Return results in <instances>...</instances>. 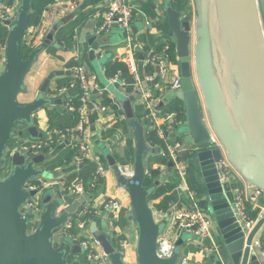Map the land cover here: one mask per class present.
I'll return each mask as SVG.
<instances>
[{"label":"water","instance_id":"95a60500","mask_svg":"<svg viewBox=\"0 0 264 264\" xmlns=\"http://www.w3.org/2000/svg\"><path fill=\"white\" fill-rule=\"evenodd\" d=\"M215 2L219 25L227 38L231 74L242 87L264 140V32L257 0ZM32 4L33 0H20L14 18L4 21L8 34L5 41L4 69L0 71V264H84L79 256L83 251L80 245L73 243L69 237H63L58 242L55 239L56 234L75 213L76 203L66 204L70 201L69 195L56 197L55 194L59 192L57 187L47 191L26 187L29 182L48 176V172L39 167L46 161L47 156L44 153H34L33 148L25 152L19 149L13 151L14 146L9 144L10 140L21 137L24 130L33 138H41L43 134L35 124L34 115L46 106L63 103L61 98L55 99L46 95L47 83L31 101L22 102L19 96L26 92L25 79L40 54L49 49L57 30L74 18L77 11L57 21L43 42L29 55L22 57L21 43L28 32ZM165 11L169 21L168 36L175 42L179 58L181 88L177 97L182 99L185 106L186 124L181 128L187 138L182 157L189 155L200 171L212 214L222 237V244L219 246L224 262L260 264L259 255L251 246L263 219L246 233L234 214L233 187L236 185L230 181L222 183L220 180L217 163L222 158V152L215 146L206 125L194 86L190 23L169 2L165 4ZM89 43V55L93 59L104 39L93 37ZM118 97L122 100L123 110L133 127V175L124 176L120 166L112 159L110 168L117 174L119 185L130 195L127 220L134 222L137 228V264H179L187 238L180 237L175 242L169 257H160L157 252L158 238L168 224L169 217L157 219L150 203V197L157 186L168 179V176L163 175L151 185H146L147 159L154 149L146 140L145 127L135 117L132 105L134 95L121 94ZM118 107V104L114 105V109ZM176 135L177 133H171V136ZM169 166L173 168L172 161ZM2 171L7 173L2 175ZM37 194L41 196V210L35 216L33 209L26 205ZM79 200H89V195L84 193ZM82 202H77V207ZM35 220V229L28 233ZM96 237L108 254L111 264H127L123 242L117 248L105 233L96 231ZM71 255L73 259L69 261L68 256ZM206 257L209 258L208 255Z\"/></svg>","mask_w":264,"mask_h":264},{"label":"crops","instance_id":"0c3cea01","mask_svg":"<svg viewBox=\"0 0 264 264\" xmlns=\"http://www.w3.org/2000/svg\"><path fill=\"white\" fill-rule=\"evenodd\" d=\"M66 1L67 0H55L50 8L52 9V7L55 6L60 9ZM109 1L110 0H78L76 11L77 14H83V17L74 29V47L70 48L64 41H58L56 37L57 33H55L54 41L49 49H54L56 53L53 55L48 49L40 54L25 79L27 90L25 93L20 94V101L22 95L26 97L22 102L33 100L41 87L47 83L46 95L55 99L61 98L64 103L67 99V95L63 93L56 95L57 92L55 91L57 88V80L67 74L69 69L66 64L71 60L81 62L86 66L89 72H94L96 74L100 86H107L108 77L105 74L106 61L110 59L114 61H123V56L128 46L127 38L129 33L120 25L114 23L109 27L108 32L97 35V26L103 21ZM130 2L134 7L138 6L137 0H130ZM152 2L155 5V13L158 16L152 18L146 14L144 15V13H141V16L139 14L134 15L130 29L132 44L136 46L137 50L136 58L139 74L142 79V86L156 97V107L158 110L171 112L169 107L171 102L177 98V91L172 90L169 84L174 73H177L179 66L174 64L170 71H164L163 68L152 67L145 61V54L148 48L159 46L161 45L160 43L164 42V44H169V39L165 38L163 32L158 27L160 21L164 22L168 19L165 11V4L169 1L152 0ZM3 3L13 5L16 11L20 5V0H0V4ZM257 3L264 32V12L261 9L260 0H257ZM190 8L192 16L190 19L185 20L190 23L191 68L200 108L215 146L220 148L222 157L228 159L230 163L232 174L230 182L236 185L233 187L234 195H236L240 189L243 190L246 198V206L253 215L259 216L260 213L264 212V140L244 95V91L231 74V61L227 38L219 25L215 0H191ZM70 13L73 12H68L65 16ZM77 14L71 20L75 19ZM182 18L184 19V15H182ZM60 20L61 19H57L55 16H48L44 21V26L50 31L53 25ZM26 35L34 48L41 44L44 39L42 35L37 33V29L32 27L28 28ZM166 35L168 36V33ZM93 37H102L104 43L100 44L95 57L91 59L89 55L91 49L89 41ZM168 38L175 43L171 37L168 36ZM146 46L149 47L146 48ZM116 58L118 60H116ZM176 59L179 60L178 56H176ZM173 62L177 64V62ZM108 88L111 90L110 97H112L114 104L119 105L117 108L118 114L113 113L112 109L108 112H95L94 114H89V109L86 106L81 107L80 111L81 114L89 116L85 134L92 153V157L88 163L94 164V167L96 165L95 160H100L107 168L110 167V159L114 160L116 164H121L120 162L129 160L131 155V150L128 148L129 140H132V155L134 154L135 142L133 127L126 117L123 110V102L116 92L126 96L127 94L119 85H108ZM92 94L91 98L93 100L104 104L103 97L96 89L93 90ZM133 94L134 97H136L132 102L134 108L135 105L138 104L137 96L139 94V89L134 91ZM63 103L61 105L53 104L46 106L34 115L35 124L43 134L41 138H33L24 130V134L21 137L14 139V145L12 146H14V148L17 146L18 148L19 145L32 144L38 139H45L51 136L53 131L50 130L48 111L54 107L63 109ZM69 111L73 112L74 110L69 109ZM117 121L121 124L120 127L110 132L112 133L111 136H106L105 133L108 129H111V126ZM185 124L184 106V117L180 123L175 124L176 131L174 133H177V135L172 136L174 140H176V137L179 138L178 130ZM185 135L187 134H184L183 137L187 138ZM182 140L183 142L181 143L184 147L186 140ZM70 143V139H65L64 141L57 142L52 148H49L47 153L43 152L47 156L46 161L39 167H43L44 170L48 172V176L46 178H37L33 183L40 184L45 191L57 187L59 192L55 194L56 197L69 195L70 201L66 202V204L76 203V211L71 216L73 218L72 221L74 225H77L78 220H86L85 235L96 237V231L105 233L117 248L120 247V243H122V241H119L118 237H125V261L127 264H137V228L135 223L126 219V221L120 224V214L116 216L115 212L113 213L103 208V204L109 199H117L121 202L124 213L130 210L131 201L129 192L119 185L118 176L115 171L109 168L104 178L98 177V179H103V186L97 188V190L90 188V191L87 192L89 200H79L81 197L68 194L67 191L59 185L58 181L59 179L68 177L72 180L77 179L84 182L80 179V175L87 169V166L84 169L85 165L81 164L79 166L71 162L69 164H57L53 166V168L50 166L48 167V165H52L54 160L62 158L69 151ZM157 152L156 149L151 151L147 159V168L150 163L151 166L160 164L156 162L158 158ZM34 153L38 154L35 150ZM188 157L190 156L188 155ZM149 158L151 160H149ZM158 168L162 173L161 176L167 175L168 180H177L176 171L169 166V163L166 165L160 164ZM198 172L200 173L199 170ZM176 193L180 200L182 199L181 206L177 203L178 207L189 208L191 206H196L202 209V211H206L205 213L210 216L212 220L211 227L213 235L215 239L217 238L219 240L217 241L216 239L218 244H222V237L212 214L207 190L205 195L197 197L196 200L191 199L190 194L186 190H177ZM160 198L161 197L154 199L150 203H157L160 201ZM78 200L83 202L77 207ZM184 200L190 202V205L184 202ZM171 212L173 213V211ZM171 222V229H169L168 226V230L170 231V238H173L172 241L176 242L180 237H184V234L188 233L190 235L183 245L181 255L188 257V264H198L203 258H208L206 257L207 255L209 258L205 263L215 264L218 260L217 254L212 251L206 252L203 250L202 246L204 243L199 237L193 235L187 228H184V226L182 227L174 223L172 218ZM56 235L59 236L60 232Z\"/></svg>","mask_w":264,"mask_h":264},{"label":"built area","instance_id":"2783aa9c","mask_svg":"<svg viewBox=\"0 0 264 264\" xmlns=\"http://www.w3.org/2000/svg\"><path fill=\"white\" fill-rule=\"evenodd\" d=\"M78 0H67L60 9L55 6L50 8L52 4L44 11L43 13V24L37 28V33L45 37L47 35L49 29L44 26V21L48 16L57 17V19H62L68 12H75L77 9ZM132 3L130 0H110L108 4V9L104 14V18L101 24L97 26V35H102L103 33L108 32L109 27L117 23L122 28L127 30L128 33V43L127 49L125 50V54L123 56V61L126 63L129 73L132 76V82H128L125 78H121L120 74L108 78L107 86H100L97 81V76L94 72H89L86 66H84L81 62L74 60L71 67H69L70 72L72 73L75 82L72 84V90L69 91L68 88H63L60 93L67 95V99L64 101L63 106L66 109L70 108L69 100L71 95L79 94L80 100L82 102V107L86 106L89 109V114H94L95 112H108L111 110L110 106H107L103 103H98L93 100L92 93L93 90L96 89L99 94L103 97L105 91L111 90L108 88V85L116 86L119 85L123 91L129 96L130 94L134 95V91L139 89V94L137 96L138 105L143 106L144 109V117L149 120L151 123V128L155 129L157 136L166 142V148H158L156 145H150L151 148L156 149L158 155L168 159V161L173 162V169H175L179 183L177 190H186L190 194V198L193 199L194 193L189 190V186L187 183V174H188V165L186 159L182 157V151L185 149L181 142L173 141L171 138V133L176 131L175 124L180 123L177 119V112H163L157 109L156 107V97L152 95V93L142 86V79L138 70L137 63V50L136 46L132 44V34H131V24L134 18L132 12ZM51 9V10H50ZM14 6L11 4L3 3L0 4V26H6L4 23L5 20H12L15 16ZM145 15V14H144ZM8 28V27H7ZM6 41V39H5ZM5 41L1 39L0 36V48H3V59L0 61V71H2V67L5 64ZM145 61L147 64L152 67H160L163 68L164 71H170L172 66L177 65L179 63H174L170 58V45L164 44L160 48L150 47L146 50ZM133 87L131 93L128 92L127 87ZM169 87L172 90L179 91L181 88V75L180 68L177 73L175 72L171 78ZM72 92V93H71ZM136 98V97H135ZM74 110V109H73ZM89 122V116L80 114L75 125L71 127H67L65 130H56V137H48L45 139H38L32 144H22L13 148L15 150H22L23 152L27 151L29 148H33L38 153H43L46 148H52L57 142L64 141L65 139H70L71 141L76 140L74 145L78 147V154L74 157V163L79 165L85 160H90L92 157L91 148L89 143L86 140V129ZM189 153V150L187 151ZM96 161V173L100 178H104L109 168L101 162L100 160ZM81 165V164H80ZM123 172V175L126 177H131L133 175V166L132 163L128 164H118ZM160 165V164H158ZM158 165L154 167L157 168ZM9 169V166L6 167V170ZM218 174L220 176V180L222 183L230 181L231 178V168L228 159L221 158L217 163ZM7 172L2 171L1 174L5 175ZM34 181V180H33ZM33 181L29 182L26 187L28 189L39 188V190H43V187L40 184H35ZM59 185L62 186L68 194H74L78 197H81L84 193H87L84 185L79 180H72L69 184H67L65 178L59 179ZM96 185V184H95ZM94 185V186H95ZM27 208H32L34 215L38 216L41 210V196L40 194L32 197L31 201L26 205ZM103 208L105 210H110L113 213L115 212L116 216L123 211V206L121 202L117 199H109L107 202L103 204ZM234 214L237 217V221L240 223L242 229L249 233L256 223L263 219V224L257 234L253 237L252 240V248L256 250L259 255L260 264H264V212L260 213L257 218H252L247 210L246 206V198L243 190H239L238 193L234 196L233 203ZM155 215L156 218L161 220L166 217H169L168 224L159 235L158 238V248L157 252L160 257L166 258L169 257L174 249L175 241H172L170 238V231L172 222L178 224L179 226H184L187 228L193 235L199 237L201 241H203L204 245L203 250L206 252H213L218 255V260L215 264H227L221 259L220 255V246L216 241L213 232L211 223L212 220L210 216H208L202 209L196 206H191L189 208L178 207L177 204H173L171 209L167 213H161L156 210ZM173 211V213L171 212ZM128 213V212H127ZM126 213V214H127ZM172 215V217H171ZM72 217L67 221L66 226L60 231V235L55 237L56 241H61L63 237H69L72 239L73 243L80 245L83 249L81 254L83 255L86 262L81 258V261L84 264L95 263V264H111L108 254L105 252L103 247L101 246L97 237H90L84 234L86 228V222L82 220H78L77 227L79 228L78 234H74L71 229L74 225L72 221ZM36 224V220L34 221ZM36 226L33 227V229ZM124 245H126V241H122ZM73 259V255L68 256V260L71 261ZM207 260L205 258L198 264H206ZM189 260L186 256H181L179 260V264H188Z\"/></svg>","mask_w":264,"mask_h":264},{"label":"trees","instance_id":"16d2710c","mask_svg":"<svg viewBox=\"0 0 264 264\" xmlns=\"http://www.w3.org/2000/svg\"><path fill=\"white\" fill-rule=\"evenodd\" d=\"M54 1L55 0H33L32 10H31L30 20H29V28L32 27V28L37 29L38 27H40L43 24V13L49 7L50 4L54 3ZM137 1H138V6L137 7L132 6L133 15L139 14L141 16V13L142 14L144 13L147 16L152 17V18H156L158 16L155 13V5L152 2V0H137ZM168 1H169V3L172 4V6L176 10L180 11L181 14L184 15V19H190L191 18V16H192L191 8H190L191 0H168ZM7 4H9V3H7ZM82 17H83V14L78 13L75 19L69 21L67 24H63L56 32L57 33V35H56L57 40L58 41H64L68 47L73 48L74 47V43H73L74 29H75L76 25L80 23V21L82 20ZM158 27L163 32L165 38L169 39L168 41H169V45H170L171 59L173 61L179 63V60L176 59L177 55L175 53V43L170 41L171 39L168 38V36L166 35L169 31L168 19H166L164 22L160 21L158 23ZM7 34H8V28L6 26H0V36H1V39L3 41H5ZM164 43H160L161 45L156 46L155 48L162 47L164 45ZM149 46H146V48H148ZM33 49H34V46L30 42V40H28L27 35H26L24 37V39L22 40V43H21L22 57H26L27 55H29ZM49 52L53 55L56 53L55 50L52 48L49 49ZM73 62H74L73 60L67 62L66 65H67L68 69H69V67H71ZM68 72H69V74H66L64 77L59 78L57 80V86H56L57 88L55 91V92H57L56 95L59 94L63 88H68L69 91L72 90L71 86L75 82V79H74L72 73L70 72V70H68L67 73ZM117 73L120 74L121 78H125L128 82H132V80H133L132 76L129 73V70H128L125 62L114 61L112 59L106 61V64H105L106 76L109 78V77L116 75ZM127 90L129 93H131L133 90V87L128 86ZM109 94H110V91L104 92L103 102L105 105L111 107L113 113L118 114V110L114 109V105H115L114 101H113L112 97H110ZM69 105H70V108L74 109L73 112H70L69 109L66 110L65 106L63 107V109H60L59 107H54L48 111L50 130L53 131V133L49 137L55 138L56 137V134H55L56 130H60V129L65 130L67 127H71V126L76 124V122H77V120L81 114L80 111H81V107H82V102L80 100L79 94L77 95V94L73 93L71 95V98L69 100ZM169 110L177 112V119L179 121H181L184 117V104H183L182 99H180L178 97L175 98L171 102ZM134 114H135L136 119L138 121H140L142 123V125L145 127V137H146L147 142L152 144V145L153 144L156 145L158 148H162V147L166 148L165 140H163L157 136L155 129L151 128V123L149 122V120L144 117L145 115H144L143 106L136 104L134 107ZM120 125L121 124L117 121L116 123H114L111 126V129H108V131L105 133V135L111 136L112 133H110V132H113L117 127H120ZM171 139L173 141L181 142V141H179L178 137L175 138L176 140H174L173 138H171ZM74 142H76V140L71 141V143L69 144V151L62 158H58V159L54 160L52 165H48V167L50 166L51 168H53V166H55L57 164H69L71 162H74L75 155L79 153L78 147L74 145ZM128 148L131 150V155L129 157V160L122 161V162H120L121 164L132 163V160H133V155H132L133 143H132V140L128 141ZM48 150H49V148H46L44 153H47ZM186 158H188V157H186ZM149 160H151V159L149 158ZM88 161L89 160H85L84 162L80 163V164L85 165L84 169L87 166L86 170L82 169L84 171L80 175V179H82V181H84V182H81V181L80 182L84 185L85 190L87 192L90 191V188H93V190H97V188H100L101 186H103V179H98V177H99L98 174L97 173L95 174L96 165L94 167V164H89ZM156 162L166 165L170 161H168V159L163 158V157L158 155ZM80 164H79V166H80ZM161 175H162V173H161L160 169L158 167L155 168L154 166H151V163H150L149 167L147 168L146 185H151L155 180H157L159 177H161ZM65 180H66L67 184H69L72 181V179H69L68 177H66ZM178 183H179L178 179L177 180L176 179L175 180L166 179L157 186L156 191L150 197V202L154 199L161 197L159 202L153 203L154 210L161 212V213H167L170 211L171 206L173 204L179 203V206H181V203H182L181 200L182 199L180 200V198L178 197V194L176 193ZM187 183L189 186V190L192 193H194L193 200H196L197 197H201V196L205 195V193H206L205 184L202 182L201 175L198 172V170L196 169V167L194 166L192 160L189 161V165H188ZM184 202H187L190 205V202H188L187 200H184ZM247 210H248V212L252 218L258 217L256 215H253L250 212V209L248 207H247ZM119 218H120L119 223L122 224L127 219L126 213H124V211H122L120 213ZM81 220L86 222L85 219H81ZM71 231L74 234H78L79 228L77 227V225H73ZM118 239L121 242V241L125 240V237L119 236Z\"/></svg>","mask_w":264,"mask_h":264},{"label":"rangeland","instance_id":"374dc122","mask_svg":"<svg viewBox=\"0 0 264 264\" xmlns=\"http://www.w3.org/2000/svg\"><path fill=\"white\" fill-rule=\"evenodd\" d=\"M260 2H261V9H262V11L264 12V0H260ZM2 59H3V48H0V61H2ZM2 69H4V65H3V67H2ZM117 93V95L119 96V95H121L120 93H118V92H116ZM26 97L24 96V95H22L21 96V101L22 100H24ZM184 134H186V133H184V131L182 130V128L180 129V131H179V138H180V141L181 142H183V140L182 139H185V137H183V135ZM186 136V135H185ZM15 139V138H14ZM14 139H12V140H10L9 141V143L11 144V145H13V142H14ZM185 141V140H184ZM187 160V162H189V161H191L192 159H191V157H189L188 159H186ZM193 162V161H192ZM231 176H232V174H231ZM176 178L178 179V177L176 176ZM153 205V204H152ZM206 212V211H205ZM208 213V212H207ZM34 226H36V224L35 223H32V225H31V227L29 228V230H28V233H30V232H32V230H33V227ZM190 235L187 233V234H184V237H186V238H188ZM56 237H57V235H56ZM173 239V238H172ZM217 239V238H216ZM217 241H219L218 239H217ZM56 242V241H55ZM54 245L55 246H57L55 243H54ZM85 262H86V260L84 259V257H83V255L82 254H80L79 255Z\"/></svg>","mask_w":264,"mask_h":264},{"label":"flooded vegetation","instance_id":"af4514ba","mask_svg":"<svg viewBox=\"0 0 264 264\" xmlns=\"http://www.w3.org/2000/svg\"><path fill=\"white\" fill-rule=\"evenodd\" d=\"M34 229H35V228H34ZM34 229H33V230H34Z\"/></svg>","mask_w":264,"mask_h":264}]
</instances>
